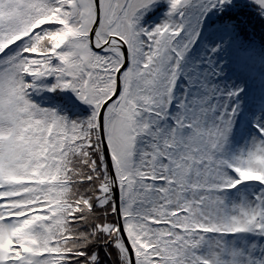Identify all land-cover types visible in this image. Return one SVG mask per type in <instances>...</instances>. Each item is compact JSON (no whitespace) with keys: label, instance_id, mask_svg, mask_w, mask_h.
Segmentation results:
<instances>
[{"label":"snow or ice","instance_id":"1","mask_svg":"<svg viewBox=\"0 0 264 264\" xmlns=\"http://www.w3.org/2000/svg\"><path fill=\"white\" fill-rule=\"evenodd\" d=\"M0 264H264V0H0Z\"/></svg>","mask_w":264,"mask_h":264}]
</instances>
